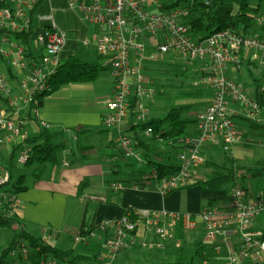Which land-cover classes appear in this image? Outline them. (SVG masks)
I'll return each instance as SVG.
<instances>
[{
    "label": "built area",
    "instance_id": "obj_1",
    "mask_svg": "<svg viewBox=\"0 0 264 264\" xmlns=\"http://www.w3.org/2000/svg\"><path fill=\"white\" fill-rule=\"evenodd\" d=\"M42 0H0V229L3 221L16 216L20 198L12 191L11 167L25 165L32 152L27 143L31 136L26 120L29 115L37 118L38 96L48 88V80L59 66V53L65 45L66 36L56 27L52 17H45L49 25L38 35V51L32 52L22 38L33 28L34 12ZM69 6L79 11L88 21L99 28L94 38L98 56L104 59L114 79V93L107 104L105 123L119 127L129 116L130 100L135 98L136 119L145 123L150 111L145 99L163 92L146 73L147 63L166 60L169 55L178 57L185 69L193 68L197 61L199 76L193 85L206 86L212 91L211 104L198 115L196 137L181 139L183 150L179 155V171L160 177L155 170H146L133 187L156 190L162 195L188 187L194 183L192 171L205 164L202 145H219L230 152L243 136L234 122L231 103H240L247 120L260 122L262 108L256 98L246 92L242 83L228 76L231 64L248 56L264 63V34L248 36L232 29H224L200 36L188 25L190 0H176L172 5L160 0H69ZM156 7L157 12L150 8ZM255 15L264 27V7ZM17 35H21L18 37ZM89 43V42H87ZM154 51L150 52L149 48ZM37 52V53H36ZM48 128V124L42 123ZM152 136L153 129L142 131ZM117 141L131 152L136 143L125 131L119 130ZM8 151L4 154L3 149ZM137 156V155H136ZM140 161L142 157L139 158ZM112 190L124 187L112 182ZM93 200L106 202L103 196L94 195ZM233 216L242 228L243 255L249 257L251 247L258 246L254 262L264 261L263 232L253 230L254 220L264 215V198L251 200L241 186L231 188ZM133 213L125 211L114 220H101L97 226L106 234L108 252L101 264L113 261L128 247L137 242V224ZM154 238L144 239L142 246L149 250H164L177 241L176 227L183 223L192 225L190 215L175 212L137 211ZM200 218L205 226L206 240L216 243L224 227L229 223L227 215L214 207H205ZM97 232L91 233L95 237ZM86 242V238H82ZM47 240V239H44ZM18 253L23 264H30L29 250L24 245ZM13 260L9 264H21ZM40 264H54L42 261ZM228 264H238L232 255Z\"/></svg>",
    "mask_w": 264,
    "mask_h": 264
},
{
    "label": "crops",
    "instance_id": "obj_2",
    "mask_svg": "<svg viewBox=\"0 0 264 264\" xmlns=\"http://www.w3.org/2000/svg\"><path fill=\"white\" fill-rule=\"evenodd\" d=\"M47 16L53 18L57 29L66 36L65 45L58 56L60 64L71 57H77L89 63L97 59L94 38L99 32V28L88 21L79 11L73 10L69 6V0H42L40 2L34 12L32 35L28 38V43L25 42L32 52L38 51L35 46L37 37L49 25V21L45 19ZM34 19H37V28H34ZM31 41H34V46L31 45ZM152 48L150 47L149 50ZM173 56L169 55L166 60L161 62L147 63L145 73L154 80L157 86L163 88V92L156 97L145 99L144 104L150 111L149 119L161 116V114L152 115L150 107L154 105L159 109L165 105L161 94L165 93L166 88H179V74L188 73L191 82L199 76L200 61H197L193 68L185 69L178 57L174 59ZM100 63L104 70L96 81L71 83L61 87L48 95L42 106L38 105L37 118L33 115L28 116L26 123L31 136L39 132L40 127H43L42 123H46L48 129L63 132L66 139L63 147L58 151V163H47L39 176H36L38 167L35 165L31 168L29 180L26 179V183L20 185L24 190L17 193L20 198V208L15 216V227L24 228L36 236L47 239V241L56 239L58 242L66 243L64 236L70 240L74 239L79 243V246L77 250L70 249L85 257L81 264H101L108 252L105 243L106 234L98 231L95 237H84L86 238L85 242L81 235L83 225L86 224V228H88V225L94 223L96 226L104 219L114 220L124 213L126 207H131L136 212L141 210L179 212L190 215L193 223L187 228L183 223L177 224V241L173 244L180 246L186 241L191 245L200 243L205 247L204 256L196 259L197 264H228L232 255L238 257V264H264V261L254 262V256L258 252L257 245L251 247L249 257L243 255L242 228L232 214L231 188L227 192L211 191L203 189L197 184L209 176V163L220 166L224 164L227 157L233 158L244 167H255L264 163V132L251 128L247 123L242 105L231 103V108L235 113L234 122L243 136L242 140L235 144L228 153L223 151L219 145L203 144L202 155L206 162L192 171L194 179L192 185L166 195L152 189H138L133 187V184L144 171L150 170L144 158L146 149L137 141L131 146L132 149L129 152L125 146L118 143V132L123 130L134 140L138 136L145 142H148L149 137L136 129L134 126L138 122L136 118L133 122L128 116L119 127L105 123L108 113L107 104L114 93V79L103 58L100 59ZM228 76L232 80L242 83L251 97H256L259 87L264 94V63L253 58L249 59L248 56H241L239 62L230 65ZM194 90L188 93L191 92L197 97H205L207 102L202 103L203 105L196 111L194 123L191 126L188 125L190 120L187 119L185 136L188 137L197 136L198 115L213 100L212 91L208 87L200 85ZM206 91L208 92L205 93ZM153 99H155V103H147ZM261 108L260 124H264V103ZM138 132L140 134L136 135ZM168 144L160 143L161 146H157L155 157L162 163L179 167L181 163L179 155L183 148ZM153 146L150 147L153 148ZM161 147H164V150ZM7 151L8 148L5 147L4 154ZM174 151H176L175 154ZM141 157L143 161L139 160ZM111 174H116L119 177L113 179ZM263 176L261 173H255L250 178ZM112 182H124V187L117 191L112 190L110 187ZM246 193L251 200L264 198V184L262 183L259 191L256 192L257 195L251 193L247 188ZM94 195L105 197L106 202L93 200ZM207 206L223 211L229 221L224 227L223 234L218 236L216 243L206 240L205 226L200 218L201 211ZM134 217L137 224L134 233L137 239L140 225H144L143 239L154 238L153 231L145 226L140 215L136 214ZM179 225L184 232L183 240L177 238ZM252 226L253 230L263 232L264 215L257 217ZM97 246L100 247L97 248ZM7 248H2L0 255ZM103 248H106L105 254H103ZM99 251L100 255L97 256ZM152 251L143 247L145 260H147L146 254H149L148 260L158 258L157 254ZM123 252L117 259L122 258V254H125ZM152 253L153 255H150ZM13 260L22 262L19 257L10 254L9 263ZM51 262L62 264L55 260Z\"/></svg>",
    "mask_w": 264,
    "mask_h": 264
},
{
    "label": "trees",
    "instance_id": "obj_3",
    "mask_svg": "<svg viewBox=\"0 0 264 264\" xmlns=\"http://www.w3.org/2000/svg\"><path fill=\"white\" fill-rule=\"evenodd\" d=\"M264 7V0H190L188 25L193 33L200 36L208 35L209 33L232 29L239 33L248 36H262L264 34V27L259 24L255 15L260 14V9ZM258 28V31H256ZM32 35V29L29 33L22 36L24 42L28 43V38ZM21 37V35H17ZM101 57L98 56L94 62H84L77 57H71L66 62L59 64L56 71L48 80V88L38 96L39 105H43L45 98L71 83H89L94 82L99 78V75L104 70L100 63ZM195 88L194 85L191 86ZM191 94L192 93H188ZM256 100L260 105L264 103V94L257 89ZM128 107L129 117L133 120L136 118L137 112L135 98L130 100ZM184 108H173L167 113L153 117L145 123L137 122L136 129L143 131L147 127L153 129V135L149 137L148 142L143 141L137 136L136 142L140 144L146 152L144 158L150 170H155L160 177L174 175L179 171V167L162 163L156 159L157 146L160 143L171 146L183 147L181 139L186 137L187 121L182 119ZM250 126L253 130L264 132V124L250 121ZM131 121V124H133ZM136 135H139L140 133ZM66 135L63 132L52 131L45 127H40L37 134L28 138L27 143L31 146L32 152L29 160L25 164L26 167L31 168L35 165L38 167L39 173L43 171V167L47 163H58V151L63 147ZM153 146L150 147V146ZM210 168L209 176L197 183L203 189L211 191H219L228 186L231 188L241 186L245 191V180L255 173L264 175V163L255 167H244L238 164L233 158L227 157L224 164H208ZM11 186L10 189L15 193H20L24 190L22 185V178L25 176L22 173L19 179L13 182L14 172L16 168L11 167ZM149 170V169H148ZM196 184V185H197ZM125 211L132 212L133 217L136 215L131 207H126ZM135 218V217H134ZM16 218L3 221L1 226H9L13 228V238L11 244L0 255V264H9V257L14 251H19L23 245L29 250L30 264H40L42 261H57L62 264H81L85 257L77 254L75 250H63L54 246L51 242L44 240L40 236H36L28 232L24 228L15 227ZM86 224L82 227V236L91 237V233L98 232L100 229L93 223ZM101 232V231H100ZM177 238L183 240L184 232L179 225L177 229ZM264 240V230L263 237ZM101 246V245H100ZM99 246V247H100ZM97 246V248H99ZM205 247L201 244L191 245L190 243H183V245L170 244L164 250L154 249L152 252L157 254L158 259H161L162 264H197L196 259L203 257ZM100 255V251L97 256ZM147 260L149 254H146ZM150 255H153L150 254ZM22 259V256L19 255ZM230 259V258H229Z\"/></svg>",
    "mask_w": 264,
    "mask_h": 264
},
{
    "label": "rangeland",
    "instance_id": "obj_4",
    "mask_svg": "<svg viewBox=\"0 0 264 264\" xmlns=\"http://www.w3.org/2000/svg\"><path fill=\"white\" fill-rule=\"evenodd\" d=\"M160 1L164 2V3H168L170 5H172L176 2V0H160ZM150 10L152 12H157L156 7L150 8ZM36 20L34 22V28H37L38 22H36ZM257 31H258V28H256L255 32H257ZM31 45L34 46V41H31ZM35 46H36V49H38L37 40H36ZM153 51H154V48L150 49V52H153ZM244 73H245V71H244ZM188 75H189L188 73L179 74L178 79L180 80V82H179L180 85H179L178 89H174L172 87L166 88L165 93L164 94L162 93L161 94L162 96L160 95L163 98V103H165V105L159 109H157V107L152 105L150 107L152 115H159V114L162 115V114L167 113L169 110H171L173 108L182 107V108H184V112L182 113V119H184L186 121H187V119L190 120V121H188L189 126H191L192 123H194L193 122V120L195 118L194 114L203 105L202 103H206L207 100L205 99V97H202V96L197 97V96L188 94V92L191 90L195 91L194 89L191 88L193 83L190 81ZM207 92L208 91H206L205 93H207ZM147 103H155V99L150 100ZM247 123L250 125L249 121ZM156 146L160 147L161 145L159 144ZM161 149L164 150V147H161ZM175 153H176V151H174V154ZM31 168H28L25 165H21V166L19 165L14 172L13 182L17 181L19 179L20 175L22 173H24L25 176L22 178V184H25L26 179L29 180V178H30L29 176L31 175V172H32ZM110 176L113 179L119 177L116 174H111ZM121 183L124 184V182H121ZM262 183L264 184V176L261 178H250L249 177L244 182L246 188L249 189V191L251 193H253L254 195H257L256 192L259 191V188L261 187ZM230 188L231 187L228 186V187L222 189V192L223 191L227 192L230 190ZM219 191H221V190H219ZM143 231H144V225H140L138 228V239H137L136 244L125 249V251H124L125 254H122V258L117 259V260L115 259L113 261V264H162L163 261L161 259H158V258H153L150 260L144 259L143 247L141 245L143 240H144L143 239V235H144ZM13 234H14V232H13L12 227L1 226V229H0V250L2 248L8 247L11 244ZM64 239H65L66 243H64V242L62 243V241L58 242L56 239H49V242H51L54 246L62 248V249L73 248V249L77 250L79 243H77L74 239L73 240L67 239L65 236H64ZM105 252H106V248H103V254H105ZM15 257H18L17 252L15 254Z\"/></svg>",
    "mask_w": 264,
    "mask_h": 264
}]
</instances>
